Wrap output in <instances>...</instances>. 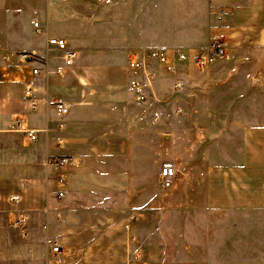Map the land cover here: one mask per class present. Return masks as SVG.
I'll use <instances>...</instances> for the list:
<instances>
[{"label":"crops","instance_id":"0c3cea01","mask_svg":"<svg viewBox=\"0 0 264 264\" xmlns=\"http://www.w3.org/2000/svg\"><path fill=\"white\" fill-rule=\"evenodd\" d=\"M214 35L223 58L153 64L147 102L137 100L130 80L145 77L129 66L133 51L204 49ZM52 37L76 53L71 65ZM21 51L45 57L43 74ZM154 109L157 120L141 119ZM55 155L76 163L59 169ZM166 162L178 175L162 188ZM152 212L161 241L192 252L187 264L233 260L235 243L247 258L241 221L264 215V0H0V264H56L61 246L94 234L134 257ZM21 215L26 233L13 226Z\"/></svg>","mask_w":264,"mask_h":264},{"label":"built area","instance_id":"2783aa9c","mask_svg":"<svg viewBox=\"0 0 264 264\" xmlns=\"http://www.w3.org/2000/svg\"><path fill=\"white\" fill-rule=\"evenodd\" d=\"M98 2H104L105 0H97ZM35 26L39 27V23L35 22ZM49 45L56 48L57 50L64 52V60L66 65H71L73 59L76 55L75 52L69 51L67 41L63 38L52 37L49 39ZM227 53L226 42L218 35H214L210 38V41L206 48L204 49H193L186 50L181 48L165 49V48H155L149 50H136L130 54L129 66L132 70L136 72H141L145 79H141L138 76L133 77L130 80V87L135 92L137 100L140 103L147 102L146 88L148 86L147 81L151 79L152 73L149 72L153 64H159L164 66V68L173 72L178 63L191 60L192 63L198 68H204L209 64L215 62L218 59L223 58ZM18 57L21 61L31 64L33 66L32 73L34 76H39L43 74V65H46L45 57L32 51H21L18 53ZM62 68L57 69L58 73H61ZM48 73V71H45ZM183 82L179 81L176 84V88H182ZM55 108L59 114H65L68 112V106L62 102H55ZM151 117L157 120L160 114L157 110H152L150 114L144 110L141 114V119ZM15 125L19 130H22V123L20 120L15 121ZM26 133L32 140L37 139V132L35 130H26ZM50 163L59 169L66 168L72 164L76 163V158L70 155H55L50 159ZM178 173L176 167L171 162H166L163 164L160 170V186L162 188H169L172 186ZM59 180L64 181V176L59 175ZM60 196H63V192H60ZM27 218L23 215L18 217L13 226L17 229L27 232ZM51 252L53 255L60 254V247L58 244L51 246Z\"/></svg>","mask_w":264,"mask_h":264},{"label":"rangeland","instance_id":"374dc122","mask_svg":"<svg viewBox=\"0 0 264 264\" xmlns=\"http://www.w3.org/2000/svg\"><path fill=\"white\" fill-rule=\"evenodd\" d=\"M160 221L159 212H152L149 220L146 221L151 227L148 234L150 235V242L148 241L145 246L139 242L133 244V251L140 253L134 252V257H132V253L129 256L124 243H121L123 251H119L117 254L112 251L111 243L108 242L103 245L98 243V236L94 234L88 236V243H73L71 244L72 246H61L63 254L60 257V262L56 264H132V262L136 264H143L144 262L147 264H187L191 262V258L188 255H191L192 252L190 253L188 249L184 250V244H167L161 241ZM241 222V230H243L242 226L246 225L247 227L246 236L249 242L243 245L247 258L239 259L238 255L240 253L235 243L231 244L233 247H231L232 249L228 254L236 257L233 260L231 258L223 259L222 264H264V215L253 220H242ZM140 228L142 231L143 226H140ZM186 245L191 247L192 244L188 243ZM201 246L204 247L205 244ZM79 249L87 250V253L84 251V253H80L77 251ZM112 253H115V255H112ZM206 255L205 250L199 248V250L195 251L194 257L202 260ZM187 256L188 258H185Z\"/></svg>","mask_w":264,"mask_h":264}]
</instances>
